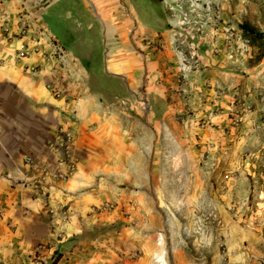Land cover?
<instances>
[{
  "label": "rangeland",
  "instance_id": "1",
  "mask_svg": "<svg viewBox=\"0 0 264 264\" xmlns=\"http://www.w3.org/2000/svg\"><path fill=\"white\" fill-rule=\"evenodd\" d=\"M80 1L87 11L70 17L76 30L73 38L78 40L126 42L134 52L129 42L132 36L140 37L142 28L153 27L157 35L166 30L178 32L180 57L167 65L178 71L177 89L147 96L144 86L135 88L134 94L120 93L117 84L108 86L115 101H135L147 113V140L157 133L160 136L149 152H141L140 158L137 155L140 167L134 178L145 184V199L139 202L149 208L148 216L145 213L144 220L139 217L132 222L102 215L84 224L74 256L66 255L68 249L47 254L37 250L31 263L262 264L264 0H150L149 9L156 16L152 24L137 19L140 4L128 1L135 16L129 36L115 31L122 25L119 12L124 0ZM22 13L29 24L28 13ZM241 25L252 30L257 40H249ZM229 32L248 39L249 51L240 55L241 41ZM144 35L145 56L152 62L157 52L164 51L159 42L162 36ZM206 48L212 55L228 56L230 62L225 67L214 66L211 85L205 82L211 76H200L203 68L193 63V52ZM202 82L211 92L194 89Z\"/></svg>",
  "mask_w": 264,
  "mask_h": 264
},
{
  "label": "crops",
  "instance_id": "2",
  "mask_svg": "<svg viewBox=\"0 0 264 264\" xmlns=\"http://www.w3.org/2000/svg\"><path fill=\"white\" fill-rule=\"evenodd\" d=\"M128 1L140 4L136 17L143 23L152 24L156 18L149 9L150 0H124L119 12L122 25L115 30L119 36H129L128 30L133 29L130 22L135 16ZM23 11L28 13L29 28L21 35L18 15ZM86 11L80 0H0V264H32L37 250L47 254L68 249L66 255L74 256L87 222L102 215L112 221L122 217L137 222L149 214V208L139 202L145 199V184L134 175L140 167L137 155L140 158L141 152H149L160 136L157 133L147 140V113L135 101H115L108 86L117 84L120 93L128 94L144 86L147 96L177 89L178 71L167 65L171 59L178 61L179 53L172 44L178 32L166 30L157 35L151 26L142 28L138 39L132 36L129 43L134 52H130L126 42L73 38L76 30L70 17ZM145 33L147 37L162 36L159 42L164 44V51L157 52L152 62L145 56ZM56 46L63 51L65 68L61 70L51 56ZM21 50L28 54L17 59ZM203 50L193 52V63L203 68L201 73L194 72V77L199 73L211 76L205 81L211 85L214 66L225 67L230 62L224 54ZM25 65L39 71L28 74ZM54 80L66 86L72 100L54 98L48 92L45 84ZM202 85L194 89L211 92L212 88ZM60 126L74 129L77 163L67 181L49 186V199L44 201L22 184L29 179L24 156L55 170L47 142ZM146 174L149 181V164Z\"/></svg>",
  "mask_w": 264,
  "mask_h": 264
},
{
  "label": "built area",
  "instance_id": "3",
  "mask_svg": "<svg viewBox=\"0 0 264 264\" xmlns=\"http://www.w3.org/2000/svg\"><path fill=\"white\" fill-rule=\"evenodd\" d=\"M216 16V14H215ZM217 17V16H216ZM7 22V21H6ZM18 25H19V33H25L28 29L27 20L25 19V15L20 12L18 15ZM4 31H7L4 29ZM239 37L240 55L249 51L250 41L246 38H242L236 33L229 32V36ZM214 51H218V46L214 42H212ZM174 45V49L178 51V38L174 39L172 42ZM230 44V43H229ZM163 48V45H161ZM62 49L58 46L54 48V51L51 53L52 58L54 59L55 64L60 68H65V62L63 60ZM28 53L25 50H21L18 52V59L23 58ZM182 61L188 62L187 59L181 58ZM24 71L28 74H36L39 69L35 66H24ZM45 88L54 98H65L67 101L69 99L72 100V97L69 95V92L66 86L60 80H54L51 82H47L45 84ZM75 132L71 126L63 127L57 130L55 135L51 140L47 142V150L51 158L53 159V165L55 170H51L50 166L42 165L39 162H36L30 156H24V163L28 166L27 173L29 174L28 180H23L22 184L25 186H29L32 188L33 193L36 198H41L44 201L49 199V186L56 182H65L67 181L74 169L76 167L77 158L75 156ZM0 216H2V209L0 208ZM264 264V259L260 261Z\"/></svg>",
  "mask_w": 264,
  "mask_h": 264
},
{
  "label": "trees",
  "instance_id": "4",
  "mask_svg": "<svg viewBox=\"0 0 264 264\" xmlns=\"http://www.w3.org/2000/svg\"><path fill=\"white\" fill-rule=\"evenodd\" d=\"M240 27L244 31V33L246 34V36L248 37V39L250 38L252 41H256L257 40V37H256L257 35L253 34V32H251L252 30H250L247 26L241 25Z\"/></svg>",
  "mask_w": 264,
  "mask_h": 264
}]
</instances>
